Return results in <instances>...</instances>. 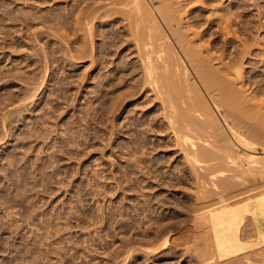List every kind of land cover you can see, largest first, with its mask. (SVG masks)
Wrapping results in <instances>:
<instances>
[{"label": "rangeland", "instance_id": "obj_1", "mask_svg": "<svg viewBox=\"0 0 264 264\" xmlns=\"http://www.w3.org/2000/svg\"><path fill=\"white\" fill-rule=\"evenodd\" d=\"M188 2L194 15L188 28L198 33L191 35L212 67L234 89L263 100L264 0ZM129 6L0 0V264H234L239 258L216 251L218 234L208 238L196 220L214 201L213 189L207 184V196L208 187L204 192L195 182L161 99L143 82ZM227 65L240 68L239 75ZM196 83L194 93L219 117ZM196 194L211 203L198 197L203 206L195 204ZM206 249V256L198 252Z\"/></svg>", "mask_w": 264, "mask_h": 264}, {"label": "bare ground", "instance_id": "obj_2", "mask_svg": "<svg viewBox=\"0 0 264 264\" xmlns=\"http://www.w3.org/2000/svg\"><path fill=\"white\" fill-rule=\"evenodd\" d=\"M121 1L130 4L128 15L132 21L129 20L128 25L134 26L130 36L135 42L143 82L150 83L153 87L151 89L161 99L165 123L174 142L183 152L186 164L188 162L194 167L195 182L202 186L197 187L205 192L208 184L213 189L211 196L214 201L211 203L212 200L205 197L210 194L209 187L207 186L205 193L196 188L197 192L206 195L199 197L201 195L196 194L197 197L193 200L196 201L195 204L200 201L198 197L202 200L203 197L208 198L211 203H206L205 208L206 205L203 206L201 200L199 203L204 210L199 209L201 206L195 207L196 210L191 207L195 212L203 210L198 212L196 220L206 226L208 238H214L218 234V240H214H220L221 244H217V249L213 247L216 251L220 250L224 256L238 255L231 256L233 259L239 257L233 260L234 264H264V190L252 194L256 186L264 187V99H257L234 89L230 81L212 67L213 58L204 55L205 51L195 43L193 35L197 36L198 33H190L191 29L188 28L194 23L188 21L194 15L185 9L189 0H150L154 5L153 9L146 0H119L120 3ZM160 21L167 28V33L162 29ZM241 62L239 60L238 63ZM231 68L232 66L230 70H235V74L239 75L240 68L237 69L238 72ZM196 82L208 92L219 117L201 95L195 94L196 88L200 89ZM251 133L258 136L254 135V138ZM191 170L194 173L192 168ZM191 182L194 181H190V184ZM227 189L228 194L233 190L236 193L234 197L240 196L242 199L238 198L240 200L235 199L233 202L232 197L231 201L230 196L226 195ZM196 227L198 229L200 226ZM196 229L194 228L195 231ZM204 230L201 232L205 233ZM249 234L254 235L253 240L247 237ZM207 250L198 252L206 256Z\"/></svg>", "mask_w": 264, "mask_h": 264}]
</instances>
